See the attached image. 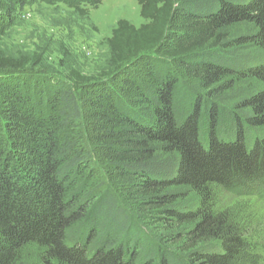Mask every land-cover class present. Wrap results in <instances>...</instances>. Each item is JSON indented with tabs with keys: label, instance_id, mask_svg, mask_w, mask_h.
Wrapping results in <instances>:
<instances>
[{
	"label": "trees",
	"instance_id": "1",
	"mask_svg": "<svg viewBox=\"0 0 264 264\" xmlns=\"http://www.w3.org/2000/svg\"><path fill=\"white\" fill-rule=\"evenodd\" d=\"M136 2L97 76L0 51V264H264L214 209L215 189L264 201V0Z\"/></svg>",
	"mask_w": 264,
	"mask_h": 264
},
{
	"label": "rangeland",
	"instance_id": "2",
	"mask_svg": "<svg viewBox=\"0 0 264 264\" xmlns=\"http://www.w3.org/2000/svg\"><path fill=\"white\" fill-rule=\"evenodd\" d=\"M22 1L14 10L13 25L0 40V51L22 62L25 70L38 73L66 76L77 70L87 77L97 76L108 65L107 41L117 23L127 20L137 28L147 23L136 0H105L97 9L88 8L87 16L57 0ZM214 204L215 210L229 211L245 227V238L258 246L255 253L264 258V201L215 189ZM26 253L34 260L39 255L35 247ZM249 254L241 263L257 264Z\"/></svg>",
	"mask_w": 264,
	"mask_h": 264
}]
</instances>
